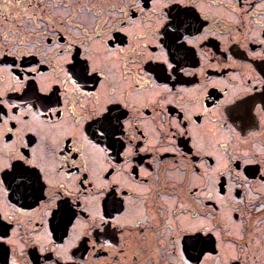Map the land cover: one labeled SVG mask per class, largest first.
Listing matches in <instances>:
<instances>
[{
    "label": "flooded vegetation",
    "instance_id": "1",
    "mask_svg": "<svg viewBox=\"0 0 264 264\" xmlns=\"http://www.w3.org/2000/svg\"><path fill=\"white\" fill-rule=\"evenodd\" d=\"M105 106L122 149L89 135ZM0 108V264L264 260V0H0Z\"/></svg>",
    "mask_w": 264,
    "mask_h": 264
},
{
    "label": "snow or ice",
    "instance_id": "2",
    "mask_svg": "<svg viewBox=\"0 0 264 264\" xmlns=\"http://www.w3.org/2000/svg\"><path fill=\"white\" fill-rule=\"evenodd\" d=\"M174 23L176 28L179 29L184 21L180 18H176ZM169 37L170 47L174 46L177 49H184L183 43H177V40L179 39L178 31L175 34H169ZM31 71L36 72L37 70L31 69ZM68 74L67 78L69 80H73L74 83L78 81H92L93 86H95L100 81L98 70L92 68L90 71V65L87 62V59L70 64ZM24 92L26 96L30 97L34 105L38 103L45 108H55L60 103L59 97L56 95V90H38L33 87L30 92L28 89H25ZM128 103V101H124V106L126 107ZM0 112H3L2 108H0ZM56 115L59 117L58 110L56 111ZM125 115L126 113L121 111L119 108L114 110L113 108H109L107 106L103 107L99 112L94 111L91 124L89 125V135H91L96 141H106L108 147L110 148L114 147L116 149H122L124 145L121 143L120 139L123 134V125L121 120ZM100 151H103V149H100ZM11 175L13 180H19V183L17 184L18 188H23L25 190L31 189L34 192L39 191L37 185L40 182V176L36 172L35 165L30 167L21 166L19 170L14 171ZM113 206L119 209L120 201L114 200ZM203 243L204 241L202 238H193L192 246L195 248L199 245L202 249Z\"/></svg>",
    "mask_w": 264,
    "mask_h": 264
},
{
    "label": "rangeland",
    "instance_id": "3",
    "mask_svg": "<svg viewBox=\"0 0 264 264\" xmlns=\"http://www.w3.org/2000/svg\"><path fill=\"white\" fill-rule=\"evenodd\" d=\"M190 226L191 228H193L197 226V224L195 226L193 225H190ZM261 248H263V246H261ZM223 251H224V255L226 256V260H230L236 257L230 245H225L223 247ZM255 254H258V253L255 252ZM251 260H253L255 264H264V260L263 259L261 260L258 255L251 257Z\"/></svg>",
    "mask_w": 264,
    "mask_h": 264
}]
</instances>
